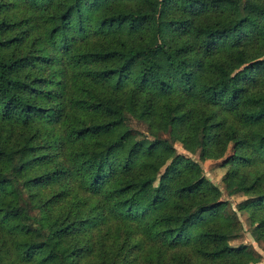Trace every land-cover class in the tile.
<instances>
[{
    "label": "trees",
    "instance_id": "trees-1",
    "mask_svg": "<svg viewBox=\"0 0 264 264\" xmlns=\"http://www.w3.org/2000/svg\"><path fill=\"white\" fill-rule=\"evenodd\" d=\"M263 57L264 0H0V264L259 261L167 145L264 253Z\"/></svg>",
    "mask_w": 264,
    "mask_h": 264
},
{
    "label": "rangeland",
    "instance_id": "rangeland-1",
    "mask_svg": "<svg viewBox=\"0 0 264 264\" xmlns=\"http://www.w3.org/2000/svg\"><path fill=\"white\" fill-rule=\"evenodd\" d=\"M242 68L243 67H241V69ZM124 122L131 128L146 132L145 125L129 115L125 116ZM167 147L169 148L173 157L181 156L196 162L200 168V177H205L213 185H215L220 189L221 196L219 198V201H229L231 203L232 207L237 212V215L240 218L243 226L240 240L232 241L230 242V244L232 246H238L241 243L245 245L251 244L252 246L255 247L257 251H259L261 257L259 258V261L256 260L250 264H264V253L261 251V249L257 247L255 242V238L258 234L256 229L257 223L251 221V214H250L251 212L248 209L243 208L241 205L242 201L247 199L249 195L239 192L232 194L229 197H226L223 193V182H224L225 174L227 172L226 161L228 157L232 155V144L228 145L223 155L219 158H214L210 155H202L200 149H196L193 152H191L178 142L170 143L167 145ZM30 223L34 225L32 222Z\"/></svg>",
    "mask_w": 264,
    "mask_h": 264
}]
</instances>
